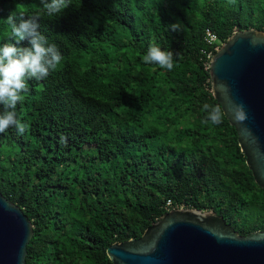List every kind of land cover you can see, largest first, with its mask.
I'll list each match as a JSON object with an SVG mask.
<instances>
[{
  "label": "trees",
  "instance_id": "16d2710c",
  "mask_svg": "<svg viewBox=\"0 0 264 264\" xmlns=\"http://www.w3.org/2000/svg\"><path fill=\"white\" fill-rule=\"evenodd\" d=\"M19 12L39 14L63 55L28 82L25 133H0V192L33 225L25 264H113L106 248L140 237L168 200L214 211L242 235L264 230V188L234 126L202 111L220 105L209 54L235 30L264 31V0H71L51 18L40 0H0V44L17 43L5 19ZM151 45L173 51L172 71L143 62Z\"/></svg>",
  "mask_w": 264,
  "mask_h": 264
},
{
  "label": "water",
  "instance_id": "95a60500",
  "mask_svg": "<svg viewBox=\"0 0 264 264\" xmlns=\"http://www.w3.org/2000/svg\"><path fill=\"white\" fill-rule=\"evenodd\" d=\"M255 42V43H253ZM211 92L234 126L240 150L258 186L264 188V31L235 30L210 57ZM234 103L247 119L232 118ZM33 225L0 192V264H25ZM113 264H264V230L239 234L214 211L169 210L140 237L106 248Z\"/></svg>",
  "mask_w": 264,
  "mask_h": 264
},
{
  "label": "clouds",
  "instance_id": "9594fccd",
  "mask_svg": "<svg viewBox=\"0 0 264 264\" xmlns=\"http://www.w3.org/2000/svg\"><path fill=\"white\" fill-rule=\"evenodd\" d=\"M40 4L42 11L51 18L61 15L71 4V0H40ZM40 19L39 14L29 16L24 12L10 14L5 19L11 29L9 39H14L17 43L0 44V106H2L0 133H4L9 128H15L17 134L25 133L29 126L18 118L17 106L25 99L24 93L29 90L28 82L46 80L63 61V55L58 47L50 44L39 31ZM168 29L172 32L181 31L182 26L180 22H176L169 24ZM25 40L30 46H18ZM142 60L145 64L158 65L168 71L174 68L173 51L163 50L155 45L148 48ZM202 111L206 113L205 123L220 125L223 123L227 108L205 103ZM231 115L238 122L247 119V112L242 104L234 103Z\"/></svg>",
  "mask_w": 264,
  "mask_h": 264
},
{
  "label": "built area",
  "instance_id": "2783aa9c",
  "mask_svg": "<svg viewBox=\"0 0 264 264\" xmlns=\"http://www.w3.org/2000/svg\"><path fill=\"white\" fill-rule=\"evenodd\" d=\"M205 40L209 44H213V43H218L219 42V39L216 36V34L213 33L210 29L206 30ZM215 48L217 49L218 45H216ZM212 55L213 54H209V57H211ZM183 207H185V206H183V205H174L171 200L166 201V203L164 205V208H165L166 212L169 211V210L175 209V208H183Z\"/></svg>",
  "mask_w": 264,
  "mask_h": 264
}]
</instances>
